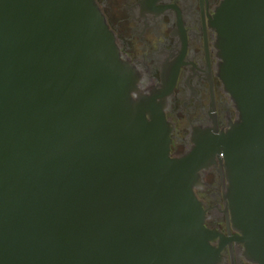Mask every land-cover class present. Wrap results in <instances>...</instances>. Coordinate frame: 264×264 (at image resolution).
<instances>
[{
  "label": "water",
  "instance_id": "obj_1",
  "mask_svg": "<svg viewBox=\"0 0 264 264\" xmlns=\"http://www.w3.org/2000/svg\"><path fill=\"white\" fill-rule=\"evenodd\" d=\"M0 264H264V0H0Z\"/></svg>",
  "mask_w": 264,
  "mask_h": 264
}]
</instances>
